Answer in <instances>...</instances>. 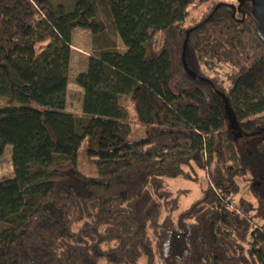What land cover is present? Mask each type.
Masks as SVG:
<instances>
[{"label":"trees","instance_id":"1","mask_svg":"<svg viewBox=\"0 0 264 264\" xmlns=\"http://www.w3.org/2000/svg\"><path fill=\"white\" fill-rule=\"evenodd\" d=\"M100 4L126 50L88 56L80 118L66 110L72 32L101 33ZM193 5L209 10L187 24ZM122 95L144 137L129 139ZM1 100L14 176L0 181V264H264V42L250 2L0 0ZM83 142L95 176L77 167ZM201 171L208 186L180 209L185 192L166 180Z\"/></svg>","mask_w":264,"mask_h":264},{"label":"rangeland","instance_id":"2","mask_svg":"<svg viewBox=\"0 0 264 264\" xmlns=\"http://www.w3.org/2000/svg\"><path fill=\"white\" fill-rule=\"evenodd\" d=\"M53 4H63L67 10L74 7L77 0H50ZM219 1V0H216ZM231 1V0H229ZM236 2V0H232ZM99 21L104 26V30L94 35L89 29L77 27L72 32V53L70 61V81L68 85L66 110L73 113L80 118L87 117L82 110L83 89L76 83V76L87 68V59L90 54L95 53L98 50L105 48H114L121 52L126 50V47L122 43L111 17L105 7L100 4ZM209 7L207 6H189V18L187 24L195 22L203 17ZM121 104L126 108L128 112V123L130 126L129 139L135 140L145 136V125L140 121L131 120L135 112L132 100L127 95L120 97ZM2 105L6 101L0 102ZM12 146L7 144L5 146L3 154L0 156V181L6 180L14 176V170L12 166ZM77 167L83 173L88 176H95L97 174L96 165L93 161L89 160L86 154V145L83 142L77 153ZM166 183L172 191L182 190L185 193H176L180 209H185L191 205L196 199H198L204 188L208 186V178L204 172L201 171L198 180L191 181L182 178L167 179ZM241 195L245 198L251 199L252 196L249 192V187L244 184L241 189ZM238 197L234 199L236 202Z\"/></svg>","mask_w":264,"mask_h":264},{"label":"water","instance_id":"3","mask_svg":"<svg viewBox=\"0 0 264 264\" xmlns=\"http://www.w3.org/2000/svg\"><path fill=\"white\" fill-rule=\"evenodd\" d=\"M237 2L239 3V5H242L245 2L251 3L252 15L257 23V34L264 42V0H237ZM187 41H188V36L185 39L183 45V53H182L183 62L189 74L193 77H197V74L192 69L189 68L186 60ZM218 93L222 97V100L224 102V107L230 123L232 124V126H236V119L232 115L231 107L229 105L227 96L221 91H218Z\"/></svg>","mask_w":264,"mask_h":264},{"label":"built area","instance_id":"4","mask_svg":"<svg viewBox=\"0 0 264 264\" xmlns=\"http://www.w3.org/2000/svg\"><path fill=\"white\" fill-rule=\"evenodd\" d=\"M231 2H232V0H231ZM231 208H233V209H236V202L233 200V201H231Z\"/></svg>","mask_w":264,"mask_h":264}]
</instances>
